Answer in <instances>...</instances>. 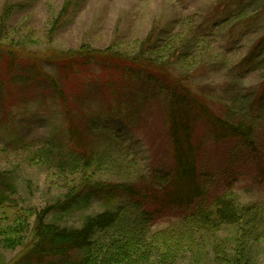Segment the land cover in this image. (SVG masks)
Segmentation results:
<instances>
[{
    "label": "rangeland",
    "instance_id": "374dc122",
    "mask_svg": "<svg viewBox=\"0 0 264 264\" xmlns=\"http://www.w3.org/2000/svg\"><path fill=\"white\" fill-rule=\"evenodd\" d=\"M239 3L0 0V264H36L26 255L37 242L40 218L61 228H80L109 206L83 197L67 211L51 208L73 189L95 182H134L143 188L152 174L174 168L162 104L153 101L129 126L107 120L104 112H118L116 96L129 86L122 73L92 59L90 66L76 65L73 71L61 70L52 60L82 49L119 59L141 54L163 64L167 78L211 113L229 119L235 96L249 94L261 81L259 72L238 74L236 65L263 36L262 1L249 0L242 11ZM33 67L37 74L30 77ZM47 76L63 80L61 95L43 79ZM109 81L115 86L108 87ZM88 82L95 90L89 91ZM92 118L108 131L90 128L88 134ZM70 124L84 146L78 153L106 151L103 159L90 167L70 161L64 166L66 160L59 166L47 140L53 133L65 139ZM195 127L190 141L202 147V174L212 190L208 201L226 194L242 222L197 234L175 260L161 264H264V154L251 147L242 159L238 154L228 158L239 145L214 140L201 123ZM167 214L150 227L151 233L178 222V212Z\"/></svg>",
    "mask_w": 264,
    "mask_h": 264
},
{
    "label": "trees",
    "instance_id": "16d2710c",
    "mask_svg": "<svg viewBox=\"0 0 264 264\" xmlns=\"http://www.w3.org/2000/svg\"><path fill=\"white\" fill-rule=\"evenodd\" d=\"M248 1L241 0L238 9L244 10V4L247 5ZM261 1L259 14L264 21V0ZM102 54V51L82 49L59 55V59L52 62L61 70L73 71L76 65L83 64L84 68L90 66L89 60L92 59L99 67L107 70L117 68L122 73V82L129 86H125L122 93L116 96L117 102L114 103L118 112H104L107 120L114 119L128 125L140 117L153 101L162 104L170 126L174 168L167 173L152 174L143 188L134 182H95L73 189L64 202L51 208L60 206L57 208L59 211H67L83 197L85 201L98 199L109 206L105 211L86 218L80 228H61L44 222V217L37 220V242L26 255L27 260L36 264L172 262L178 252L194 242L197 234L211 233L220 226L242 222L241 213L226 194L220 193L208 201L212 190L209 189L210 181L202 174V147L190 141L195 126L201 123L205 132L216 141L228 139L235 146L239 145L236 146L237 150L229 152L228 158L238 154L242 159L251 147L264 154V33L236 65L238 74L256 71L260 73L261 81L255 89H250L249 94L235 96L229 119L211 113L197 101L195 95L184 92V88L180 90L176 83L167 78L163 64L141 54L130 58L119 56L122 59ZM35 70L34 67L29 69L30 77L37 74ZM43 79L56 95H61L58 87L62 79L57 82L49 76ZM87 84L89 91L95 90V86L89 82ZM111 85L114 87L115 83L107 82L108 87L111 88ZM65 103L67 99L63 101ZM97 119L104 122L102 117ZM87 122L88 134L90 128L108 131L99 126L94 118ZM64 134L65 139L61 138L62 134L53 133L47 140L52 153L62 161L58 162L59 166L66 160L64 166L70 161L83 162L82 166L90 167L106 155V151L96 149L87 155L86 152L78 153L84 146L78 130L72 124ZM104 135L107 138L110 136L108 132ZM49 211L50 208L44 215ZM168 212H178V222L171 223L165 230L151 233L150 227L168 217ZM186 212L189 214L185 216Z\"/></svg>",
    "mask_w": 264,
    "mask_h": 264
}]
</instances>
